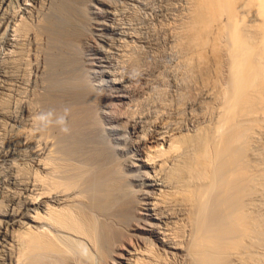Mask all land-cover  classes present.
<instances>
[{"label": "bare ground", "instance_id": "bare-ground-1", "mask_svg": "<svg viewBox=\"0 0 264 264\" xmlns=\"http://www.w3.org/2000/svg\"><path fill=\"white\" fill-rule=\"evenodd\" d=\"M91 1L3 0L2 9L4 11H2L3 13L1 14L2 16L0 18V43L4 42V39H7L5 45L7 46V48L9 47V50L11 52L10 54L13 55L14 62L16 59L14 55H18L17 57H21L22 55H24V53L26 54V52H24L26 48L23 47H27L28 49V46H33V44L35 45L36 52L35 50L33 51L35 53L39 51L40 55H37L41 56L42 54L44 61V70L41 71L42 65H39L42 64V61L38 64V56L36 55V67L38 68V71H41L42 74V76L40 75V79L41 77L42 79L44 78V72V74H48V76L45 75L48 77L46 79V85L43 84L44 81H46L45 78L43 79V82L41 81L42 87L43 85L46 86V88H44L45 90L42 91L43 94H39L41 95L40 101L42 102V105L44 104L41 108L43 109L45 107L44 110H46V112L52 111L56 115L62 114L65 108L70 109L67 116V123L71 131L70 133L65 134L54 125L49 126L45 130H41L39 132L37 131L39 134L41 132L44 137V131H46V135L47 133H51L49 135V137L51 138L45 139V144L47 145V147L46 145L45 147L40 145V143L36 145L37 148L40 149L37 151L39 157L37 164L39 166V169L38 173L37 170L35 172V181L33 183H30L29 187L26 185V191H31V193L27 196L24 195V199L21 200L19 198L20 200L16 201L15 198L19 196L18 194V196H15V198H7V190H5V185H8L6 184L7 179L5 178L7 174L3 175L4 173L0 172V264H19L21 260H24V262L21 261V264H25V260L29 261L30 264H60L59 262H61V264H69L66 262H70L72 259H74V255H76L75 257L77 258V261L78 259L84 258H81L77 255V253L79 252H75L76 254L73 252L75 250L74 248H76L75 246L78 243V246L81 249L84 246L86 247H83L84 250L87 249L89 251L90 249H93L97 254H99V256H97L96 253H92V256H96V258L98 257V260H102L103 262H100L103 264H144L146 262H149L148 260H145V257H147L149 254H152L153 252L179 256L180 254L183 255V253L185 252L188 254L187 256H189L191 261V263L186 264H248L251 260L250 258L255 256H257L256 258H258V256L261 257V249H264V215L262 213L263 210L261 211L264 203V200L262 202L261 199L264 193V0H189V14L188 12H185L186 15H189L187 22L185 24L186 18L184 19V21L181 19L184 22V24L182 22L184 27L181 25L183 27V29L181 30L182 27L178 28V25L177 28L181 31L178 33V35L173 36L174 38H176L177 36V42H180L179 44H181L180 47L182 48V50H194L195 53L199 54L198 56L200 59H198L201 60V62H198L202 63V66H205H203L205 68V74L203 73V76L207 75L208 77H210L209 74L215 76L213 72L207 70L209 69L208 62H210L211 64L212 61V59L210 60V58H208L207 53L209 55V52L207 51L210 50V52H212L213 54L215 53L214 56L212 53L211 54L213 57L217 55L218 57H215V60L218 58L217 60L220 61L217 64V66L219 65V67L216 66L219 69L218 75L215 71L217 69L216 67V69L214 68V71L221 82H217L219 80L217 79V77L216 79H214V81L216 80L215 82H217L218 84H216L215 82H211L213 78L210 80V84L212 83L213 85L209 87L210 91H207V93L208 95L210 93L213 101H211L210 103L214 104L204 105L207 97H205L206 99H204V103L201 104V106L204 105V107H209V105L213 107L212 109V107L210 106V108L212 109L211 115H206L207 113L204 112L208 109V107H206V110H202L203 112L199 110L200 113L195 111V108L192 104L194 100L193 98H191L192 102L190 103L191 99H189V103L192 104L194 108L191 109L192 117L193 115H196L198 113L199 117L202 113V115H204L205 113V118L207 116L211 117L209 118L210 121L208 120L209 122L207 123L205 122L208 118H206L205 120L204 116L200 117L205 120V122L202 121L205 124L194 125L193 123V126H190L192 129H188V131L185 132V127L184 129L182 127V124L184 122L181 119H179V122L181 121L183 123H181V127H179L177 125H172V122H170L171 120L168 121L166 117H164L166 118V120H164L163 117V119L159 118L161 120H159L158 118H155L156 120H152L151 118V120L146 119V113L149 108L147 110L143 109L146 110V113L144 114L146 115L145 117L143 115V117L141 116V112L139 111V109L141 108H138L136 105L135 106L137 108L135 107V109H138L136 111L140 113L138 114V112L136 113V111H133L135 109H133L134 105L132 106L131 102L132 100L133 103L135 102L134 97H137L138 93L140 92L137 88L138 86H136L137 84H135L136 87L132 85V82L134 80L133 75H128V77H111L109 79V86L107 88L97 89L96 86L93 87L96 82H94V84L92 85L91 83L93 82H89L91 77L89 76V78L88 75L91 73H89L88 71L87 73H84V71H80L81 68L79 69L78 66H82V64L77 66V63L78 61L81 62L82 60L77 59L80 58H78L79 53L80 55H82L83 53L77 52V49L84 45H81V43H85L88 34H92L93 36L94 34H97L92 33L91 28L93 21H90L91 18L89 16L91 15L89 13L92 12V8H97V10L99 9L98 7L100 6L95 7L97 6L96 4L106 5L111 0H107L108 2L106 0H93L95 5H91ZM180 1L176 2V7H178L177 3H179ZM122 2L124 3L125 0ZM167 3V6L170 7L169 2ZM15 4L18 6V9L16 6L17 10L15 9ZM113 5H115V3H112V6ZM122 5L126 6L127 4ZM119 9L120 12H123L121 11V8ZM170 9L171 7L169 8V10H167L170 11ZM185 9L186 8H184V11ZM94 10L93 13H95ZM101 10L96 11V13H100ZM114 12L112 13V11H110L108 13H111L110 16L117 15L114 14ZM108 19L112 20L110 18ZM96 22L98 23V21ZM179 22L180 21H178V23ZM103 23H106V21ZM107 23L110 24L109 22ZM179 24H181V22ZM111 26L106 29L114 32L117 29L116 24L114 25L116 29ZM102 28L103 27L99 29L96 27L97 30H102ZM172 28L175 29L174 27ZM126 29L127 28H125V30ZM177 31L175 34H177ZM117 32L119 33L120 31H116V33ZM173 33H171L170 35L172 36ZM133 34L135 35V33ZM138 35L139 33L137 34V36ZM107 37L103 35L94 37L96 38L97 44L100 45L99 47L98 45H96V48H93L95 52L100 55V57L96 56V62L94 61V63H96V66L98 67H102L101 62H108V60H110V56L108 54L111 51H109L110 48H107L112 43H110V45L106 47L108 39L111 40V38ZM174 38L172 37L170 40L172 41V39L174 40ZM149 39L146 40L150 42L151 40L149 41ZM93 40L95 41V39ZM27 41H31L33 42V44L30 43L28 46H24ZM132 41L133 44H135L133 39ZM128 42H130L129 38L128 41L124 43L130 45L131 42ZM137 43L139 42L137 41ZM3 44L2 46H4ZM90 44L92 45V43ZM74 45H77V49ZM128 45H126V48ZM135 45L138 46L139 44ZM144 45L146 46L147 44ZM151 45L152 47H155L153 46V44ZM155 45H157V42ZM78 46L80 47L78 48ZM145 46L141 48L144 49ZM178 46L179 45H177L176 47L179 48ZM13 47L14 50H11L10 48ZM89 47L92 48L90 45ZM129 47L130 46H128V49ZM72 48L73 50L75 48L77 53L75 51H72ZM151 48L146 49L150 51L149 49ZM134 49L132 50V53H134ZM146 49L144 51L145 53L147 52ZM6 51L5 53H7ZM26 51L28 53L29 50ZM80 51H82V49ZM30 52L26 55H31L32 57L33 54L32 52L30 54ZM114 52L116 51L114 50ZM129 52L131 53L130 49ZM180 52L179 54H181ZM89 53L91 54V52ZM124 53L125 52L122 53V56ZM140 53L142 52L140 51ZM140 53L135 55V57L141 56ZM4 54L2 53L3 56ZM111 54L113 55V53ZM188 54L190 55V52ZM197 54H195V57L197 56ZM12 55H10V57ZM31 57L30 59H32V61L30 60V62H33V57ZM93 57H95V55ZM125 57H127V55ZM125 57L123 60L126 59ZM135 57L131 56L130 59H133ZM190 57H192V55ZM25 58L27 59L28 57L25 56ZM114 58L117 59L118 57H116L115 55ZM139 58L130 60V62L128 61L129 59L126 61H128L129 64L134 63L135 65L138 63L136 62V59ZM144 58L146 59V57ZM188 58L185 59L188 60ZM5 59L7 58H4V60ZM17 59L19 60V58ZM39 59L41 60V57H39ZM12 60L13 59H11V61ZM23 60L25 59L23 58ZM23 60H21L20 58V63ZM119 60L121 61L122 59L119 58ZM191 60L187 63L191 64ZM3 61L1 62V64H3ZM26 61L28 60H25L24 62L27 63ZM30 62H28L29 66L26 64L28 67L35 64V62H33V64H30ZM87 62H85L86 65L88 64ZM90 62L92 61H89V63ZM124 62L125 61H122L120 63L127 65V63ZM141 63L143 62L141 61ZM193 63H195L194 60ZM13 64L15 63H12L11 66ZM151 64L154 65L153 62ZM20 65H23V62ZM107 65L105 64L104 66ZM116 65L118 66V64ZM124 65H122V67ZM198 65L199 64H197V67ZM211 65L209 67H211ZM0 66L2 67V65ZM8 66L11 67L9 65V62L5 67ZM109 66L111 67V64ZM188 66L191 67L190 65ZM195 66L194 69H196ZM13 67L12 69H14L16 66L14 68ZM21 67L20 69H22ZM28 67H25V69H27ZM84 67L85 66H83L82 69ZM125 67V70H128L127 68L129 66ZM131 67L133 68V66L130 65V68ZM135 67L137 66L135 65L134 68ZM144 67L147 68V63L146 65H144ZM203 67H200V69H203ZM213 67L211 68L212 70ZM31 68L32 66L30 67V69ZM33 68H35V66ZM86 69H88V67ZM97 69L98 68H96V72ZM139 69L141 70L142 68L140 67ZM149 69L153 71L152 68ZM33 70L29 71V73H32L31 75H34L32 72ZM134 70H132L133 72H131L130 70L128 71L136 75V72L134 73ZM98 71L101 70L98 69ZM121 71L122 69L120 70V74ZM20 72H22V70ZM20 72L17 71L16 74H20ZM141 72L142 71H140V73ZM150 72L145 71L144 73L149 74ZM199 72H201V70ZM10 73L12 74V72ZM104 73L105 75L108 74L107 72ZM11 74L9 75L8 73V78L11 76ZM13 74L16 75L15 73ZM24 74L27 75V73H24L23 71V77L25 76ZM37 74L39 75V73ZM123 74L125 75L126 73L123 72ZM157 74L160 75L159 73ZM5 75L6 74H4V76ZM142 75L144 74L142 73ZM148 76L149 75H147V77ZM23 77L21 78L22 80ZM138 77L137 79L140 80L143 76H140L141 78ZM154 77L155 76H153V78ZM19 78L20 77L18 76V79ZM153 78L151 77V79ZM1 79L3 80L5 78ZM37 79L38 78H36L35 80L36 82L38 81ZM155 79L157 78H154V81L152 83L150 82L151 87L155 84ZM12 80L11 82H13ZM7 81L5 83H7ZM149 81L152 80L149 79ZM135 82L136 81H134V83ZM205 82H207L206 79ZM38 83L41 84L39 81ZM137 83L139 82L137 81ZM10 84L14 85L15 83ZM39 84V89H43L40 88ZM140 84H142V82L138 85ZM210 84L208 86H210ZM1 85H4V83ZM19 85L21 86L20 83ZM7 86H5L4 88L7 87L9 89H12V86L11 88L9 87L10 85ZM143 87H145V85ZM206 87L207 86H205L204 88ZM13 88L16 89V85ZM17 90L18 93L22 91H19V88ZM38 90L36 91L32 89V91L40 93V90ZM153 90L148 91H150L151 93ZM8 91L6 92L9 94ZM10 91L12 92V90ZM155 92H152L153 95L155 94ZM37 93L36 95L39 96ZM147 94L145 95L144 93V98L147 96ZM11 95L12 94L10 93V95L8 96L11 97ZM14 96L12 97V100L11 98L9 100L13 101ZM143 96L136 98V100L138 99V101H140L139 98H142V101ZM148 96L146 97V99L149 100V98H151V94L149 98ZM154 96L152 97V103L155 102L154 99L157 98H154ZM197 96L200 97V95ZM32 97H34V94ZM4 98L8 100V97L4 96L3 99ZM23 100H21L20 102L23 103ZM157 100H159V98ZM3 101L4 100L0 101V103H2ZM200 101L201 100H199V102ZM208 101L210 100L208 99ZM34 102L35 99H33L32 103ZM39 102H37V104L35 102V104L40 106L38 104ZM137 102L135 103L137 104ZM149 102L150 101H148L147 105H149ZM163 102V106L165 103H168L165 101ZM197 102L198 101L193 103L197 104ZM4 103L7 104V102L5 101ZM4 103L0 104L2 105L1 107L5 106ZM32 103L30 104L31 106L28 105V107H32V110L30 108H27L28 112L30 113L33 111V109H35V107L32 106L34 105ZM10 104L11 103L9 102V104H7L8 106H6L11 107ZM104 104L106 105L105 107L112 108V111L116 110V112L113 111L112 114L116 126L113 125V134H111V137L109 136V139L108 136L106 138L104 135V133L106 134V130L104 129L105 131H101V128L99 127V125L101 124L103 126V123L98 122V120L102 119L103 117L101 116L100 118H98L99 111L102 110L104 111V113L101 112L102 115L105 114V110H103L104 108L100 109L102 108L101 106L104 107ZM126 104H129L128 106L133 107V110L131 112L136 113V115L131 113L129 110L126 111L123 108L124 105L126 106ZM154 104L156 105V102L153 103V106ZM141 105L143 108L144 104ZM169 105L167 106L169 107ZM198 105L200 106V103ZM24 106L26 107V105ZM128 106H126V109L129 108ZM156 107L155 111L153 112L157 111ZM199 108L201 109V107ZM5 109L6 107L2 110ZM153 109L150 110L152 111ZM209 109L208 111L211 112V109ZM9 110L10 109L6 110L7 114L12 113L9 112ZM39 110L41 109L36 108L34 111L40 114L39 112H41L42 110ZM150 110L148 112H150L151 114L152 112ZM169 110H167L168 113L166 116L170 115ZM193 110L197 113L194 114ZM161 112H163V109ZM164 112L166 113V111ZM41 113H43V111ZM157 114H159V117L161 113L157 112ZM157 114L154 113L153 115H156L157 117ZM0 115L2 116L4 114ZM179 115L180 114L178 110L177 116L179 117ZM11 116L14 117L13 114H11ZM32 116V118L34 119V113L32 114ZM35 116H37V114ZM22 117L25 116L22 115ZM169 117H171L172 119V117L176 116L170 115ZM190 117L188 118L190 119ZM32 118L29 117L30 120ZM200 118L198 120H200ZM183 120L185 121V118ZM8 121L9 123H11L10 120ZM190 121L194 120L192 119ZM6 122L5 124H7ZM175 122L176 121L173 120V124H175ZM176 123H178V120ZM186 123H188V119ZM31 124H33L32 121ZM33 128H35V125L33 126ZM34 130L30 128L29 130H27L28 134L29 131L31 134V132ZM21 131L24 132L26 130H23L21 127ZM33 135L34 134L32 132L30 136L33 138H31L30 136L26 137L23 134L22 137L24 136L25 139L31 138L30 141L32 142L34 140V144H36V140L34 139L35 135ZM38 136L39 135H37L36 137ZM39 137L41 138V140H43L42 138H44L43 136L41 137V135ZM22 140L23 139L21 138L20 141ZM27 140L26 142H30ZM19 143L20 142H18V144ZM21 144L23 143L21 142L20 145ZM30 144L31 143H29V145ZM49 144L50 146L48 147ZM38 145L43 149L39 148ZM14 147L16 148V146ZM31 147L35 146L33 145ZM27 149L25 150L24 148L25 153ZM5 151L8 150H4V153L7 154V152ZM29 151H27V155ZM32 151L34 150H31L30 152ZM35 152L36 151H34V155ZM128 152H131L130 156L126 154L127 158L125 156H123L125 159L119 158L120 153L125 154ZM22 153H24L23 149ZM31 154H33V152ZM1 155L3 156V153ZM8 155L9 153L7 154V156ZM144 156L145 158H143ZM6 157L4 159H7ZM19 158L17 162H19ZM12 160L14 159L12 158ZM25 161L22 162L25 163ZM15 162L16 161H14V163ZM4 164L6 165V163ZM17 164L16 166L19 165ZM20 165L22 166V163ZM23 167L22 170L23 172H25L26 170L24 171V169L26 168V166L23 165ZM7 168L8 167H6V169ZM18 168L19 167H17V169ZM30 168H26L28 169L27 171H29ZM8 170H12V167ZM33 170L30 171L32 172ZM9 171L7 173H9ZM30 171L28 173H30ZM19 172H21V168L19 169ZM19 172H17V174ZM18 175L22 174L19 173ZM22 177L24 178L25 176L22 175ZM31 177H34L33 174ZM21 178H19L20 181H22ZM25 180L26 179H23V181ZM27 182H29V180L26 181L25 184ZM16 184H18V182ZM7 188L10 189V186H8ZM11 189H13V187H11ZM22 192H24V190L20 191L21 194ZM177 227L181 230L185 229L186 231L184 230V232L186 233V235L184 232L183 234L180 233L181 230H177ZM61 232H66L70 235L72 234V236H66L68 234L65 233L64 235V233L62 234ZM73 235H75V237L78 236L80 239L82 238L81 241L76 240L78 241L77 243ZM74 241L76 242L75 245ZM80 244L82 246H80ZM87 244L91 247L90 249L89 246L87 248ZM71 245L73 246V251H71ZM84 250H82V252L78 248V251L82 252L80 256H85L87 252L84 253ZM71 252H73L72 255ZM154 253L153 255H151L154 256V260L155 258L159 259V262L156 264H164L167 262H160L164 257L161 255L162 258H159L158 256H155L157 254ZM87 254L85 258L88 260ZM53 256H56V258H54ZM89 256L92 260L91 253L90 255H88V257ZM185 257L184 260L188 258ZM167 258L169 257H166V259H164L168 260ZM149 260L152 259L149 258ZM83 261L85 260L83 259ZM83 261L77 262V264L84 263ZM172 261L175 262V260ZM186 261H183L182 264ZM71 264L75 263L72 262ZM177 264L179 263L177 262Z\"/></svg>", "mask_w": 264, "mask_h": 264}, {"label": "rangeland", "instance_id": "rangeland-1", "mask_svg": "<svg viewBox=\"0 0 264 264\" xmlns=\"http://www.w3.org/2000/svg\"><path fill=\"white\" fill-rule=\"evenodd\" d=\"M89 1H91V0H88V2ZM95 1V0H94ZM94 1L92 0L90 3H91V5H95L94 4ZM107 1V0H106ZM108 1H110V0H108ZM107 1V2H108ZM113 1H116V2H113ZM111 0L108 4H106V5H98V4H96L97 6H95V7H98V6H100V7H98L99 9L97 10V8H92L93 10H94V12L95 13H93V10H92V12H90L89 14L92 16H89L91 19H90V21L92 22L93 21V24H92V28H91V30H92V33L94 34V33H97L96 35L94 34V36L92 35V34H88V36H87V38H86V40H85V43L84 42H82L81 43V45L82 44H84L83 46H78V48L80 47L81 49H82V51H80L79 49H77V45H74L75 47H76V49H77V52H81V53H83L82 55H80V53H79V55H78V58L79 59H77V60H82L81 62H79L78 61V63H77V66L78 65H81L82 64V66H78L79 67V69H80V71H84V73H87V71L89 72V73H91V74H89L88 75V77L90 78V81L89 82H93V83H91V85L92 84H94V82H96L95 84H94V86L93 87H95L96 86V88L97 89H105V88H107L108 86H109V79L111 78V77H113V78H115V77H125V76H127L128 77V75H133L132 77L134 78V80H133V86H135V84H137L136 86H138L137 88H138V90L140 91L139 93H138V95H137V97H134L135 99H134V101L135 102H137L138 101V99L136 100V98H138V97H142L143 95H144V93H145V95L148 93L149 94V96H148V94H147V96H148V98L150 97V94H151V98H149V100L148 99H146V97L144 98V96H143V100L145 101V103H144V101L142 100L141 101V99L142 98H139V100L141 101V102H143V103H141L140 101H138L137 102V104H139V105H137L135 102V104L133 103V100H132V106L134 107H132V106H128L129 104H126V106H128L129 108H127L126 109V106L124 105V109L126 110V111H132L133 109H135V107L137 106L138 108H141V109H139V111L141 112H138V111H136V110H138V109H135V110H133L134 112L136 111V113L138 112V114L140 113L141 114V116L143 115L144 117L146 116V119H154V120H156L157 118L159 119V118H161V119H163L164 117H166L167 119H168V121L169 120H171L170 122H172V125H174V126H179V127H181V123H183L182 124V127H183V129H184V127H185V129H184V132L185 131H188V129H192L191 127L193 126V123H194V125H196V124H198V125H203V124H205V123H207V122H209L210 121V117H206V118H208L207 120H206V118H205V113H207L206 115H211L212 114V109H213V107L211 106L212 104H214V103H210L211 101H212V98H211V95H210V93H209V95H208V93H207V91H210V89H209V87H211L213 84V82H215L214 81V79H216V77H217V79H219L218 78V68L217 67H219V65L217 66V64H218V62H220L219 60H215V57H218L217 55H215V57H213L214 56V54L212 53V52H210V50L209 51H207V52H209V55H208V53H207V56H208V58H210V60L212 59V61H211V64L214 62H217V63H213L212 65L210 64V62H208V68L209 69H207V70H210L211 72H213V74L215 75V76H213L212 74H209V76L210 77H208L207 75H204L203 76V73L205 74V66L203 67L202 66V63H200L201 62V60H199L200 58H199V54H197V53H195L194 52V50L193 51H191V50H188V51H186L185 49L184 50H182V48L180 47V45L181 44H179L180 42H177V36H176V38H174V36L175 35H178V33L183 29V27H184V19L186 18V20H185V24H186V22H187V19H188V14H189V6H190V3H188L189 2V0L187 1V0H125V2H126V4H125V2L123 3L122 1H124V0ZM128 1V2H127ZM134 2V3H136V4H134V3H132V2ZM141 1V2H140ZM145 1V2H144ZM149 1V2H148ZM169 2V6L171 7V9H170V11H168L169 10V8L170 7H168L167 6V2ZM171 1V2H170ZM174 1V2H173ZM178 1H180L179 3H181V4H179V3H177L178 5V7H176L175 6V4H176V2H178ZM183 1V2H182ZM187 1V2H186ZM120 2V3H119ZM184 2H185V4H184ZM0 18H1V14L3 13L2 11H4L2 8H3V0H0ZM96 3V2H95ZM111 3V4H110ZM112 3L114 4L115 3V5H113L112 6ZM117 3H118V5H117ZM124 4V5H126V6H123L122 4ZM146 3V4H145ZM149 5H148V4ZM140 4V5H139ZM174 6H173V5ZM188 4V5H187ZM187 5V6H186ZM16 4H15V9H16ZM112 6V7H111ZM118 6V7H117ZM123 6V7H122ZM133 6V7H132ZM148 6V7H147ZM156 6V7H155ZM166 6H167V8H166ZM174 7V9H173V7ZM165 7V8H164ZM183 7V8H182ZM104 10H103V9ZM109 8V9H108ZM119 8H121V11H123V12H120V9ZM125 8V9H124ZM142 8V9H141ZM177 8V9H176ZM181 8V9H180ZM184 8H186L185 9V11H184ZM188 8V9H187ZM17 9H18V6H17ZM16 9V10H17ZM102 9V10H101ZM108 9V10H107ZM111 9V10H110ZM119 9V10H118ZM145 11H144V10ZM158 9V10H157ZM168 9V10H167ZM179 9V10H178ZM14 10V9H13ZM99 10H101L100 11V13H96V11H99ZM112 11V13L114 12V14H117V15H114V16H110V14L111 13H108V12H110V11ZM114 10V11H113ZM162 10V11H161ZM175 10H178L179 11V14H178V11H175ZM187 10V11H186ZM104 11H106V12H104ZM117 11V12H116ZM131 11V12H130ZM167 11V12H166ZM171 11H172V13H171ZM119 12V13H118ZM125 12V13H124ZM157 12V13H156ZM166 12V13H165ZM184 12V13H183ZM185 12H188V14L186 15V13ZM106 13H108V14H106ZM182 13V14H181ZM126 14V15H125ZM129 14V15H128ZM131 14V15H130ZM95 15V16H94ZM122 15V16H121ZM136 15V16H135ZM138 15V16H137ZM173 15V16H172ZM126 16H127V18H126ZM131 16V17H130ZM133 16V17H132ZM181 16V17H180ZM182 16H183V18H182ZM116 17H118V18H120V19H118V18H116ZM134 17H136V18H134ZM93 18V19H92ZM96 18V19H95ZM108 18H110V19H112V20H109ZM123 18V19H122ZM104 19V20H103ZM116 19H118V20H116ZM125 19V20H124ZM136 19V20H135ZM183 21H182V20ZM121 22H120V21ZM123 20V21H122ZM95 21V22H94ZM96 21H98V23L96 22ZM105 22L106 21V23L107 22H109L110 24H106V23H103V22ZM111 21V22H110ZM134 21V22H133ZM178 21H180L181 22V24H179L178 23ZM136 22V23H135ZM148 22V23H147ZM182 22H183V24H182ZM121 23V24H120ZM142 23V24H141ZM98 24H100V25H98ZM116 24V27H117V29H116V27L114 26ZM127 24H128V26H127ZM147 24V25H146ZM177 24V25H176ZM111 25H113V26H111ZM178 25H179V27H178ZM183 27H182V26ZM91 26V25H90ZM94 26V27H93ZM97 28H99V29H101V27H103L102 28V30H97L96 29V27ZM113 27V28H115L116 30L114 31V32H112V31H109V30H107L106 28H108V27ZM120 26H121V28H120ZM145 26V27H144ZM123 27V28H122ZM166 27V28H165ZM172 27H174L175 29L178 27V28H180V27H182L181 28V30H178V28L176 29V31H177V34H175L176 33V31H175V29H173ZM125 28H127L126 30H125ZM147 28H149V29H147ZM155 28V29H154ZM132 29V30H131ZM171 29V30H170ZM94 30V31H93ZM142 30V31H141ZM161 30H163V31H161ZM116 31H120L119 33L117 32L116 33ZM124 31H126V32H124ZM131 33H130V32ZM169 33H168V32ZM175 31V32H174ZM90 32V31H89ZM136 32H137V34L139 33V35L137 36V34H136ZM174 32V33H173ZM91 33V32H90ZM98 33H100V34H98ZM126 33V34H125ZM133 33H135V35L133 34ZM149 33V34H148ZM153 33V34H152ZM171 33H173L172 34V36L170 35ZM129 34V35H128ZM144 34V35H143ZM168 34H169V36H168ZM90 35H92V36H90ZM98 35H103V36H108L109 38H111V40L110 39H108V42H107V44H106V47H108L109 45H110V43H112L111 45H112V47H111V45L107 48V49H109V51H111V52H109V56H110V60H108V62H101L102 64V67H98V66H96V63H94V61L96 60V58L97 57H100V55L99 54H97L96 52H95V50L93 49V48H96V45H98L97 44V41H96V38H94L95 36H98ZM117 35V36H116ZM141 35V36H140ZM148 35H149V38H148ZM153 35V36H152ZM174 35V36H173ZM90 36V37H89ZM126 36V37H125ZM129 36H134L133 38L132 37H129ZM137 36V37H136ZM140 36V37H139ZM146 36V37H145ZM167 36V37H166ZM107 37V38H108ZM121 37V38H120ZM122 37H123V39H122ZM144 37V38H143ZM174 38V40L172 39V41L170 40L171 38ZM91 40H90V39ZM119 38V39H118ZM125 38H127V39H125ZM128 38H129V41L131 42V44L130 45H128V44H125L127 41H128ZM134 40V43L135 44H139L138 46H140V47H138L137 45H135V44H133V41H132V39ZM142 38V39H141ZM149 39V41L150 42H148V40H146V39ZM158 38H159V40H158ZM162 38V39H161ZM93 39H95V41L93 40ZM125 39V40H124ZM135 39H137V40H135ZM117 40V41H116ZM120 40V41H119ZM123 42H122V41ZM142 40H145V41H142ZM179 40V39H178ZM6 41H7V39H4V42H1L4 46H2V44L0 43V59H3L4 60V58H7V59H5L4 61H8L9 62V65L11 66V64L12 63H15V64H13L14 65V67H13V65L11 66V67H5V66H7L8 65V62L6 61V62H4L3 60H0V65H2V67L0 66V77L1 78H5V79H7V80H5V79H1L0 78V81H1V84H3L4 83V85H1L0 84V88H1V91H0V101H2V100H4L5 102H7V104H9V102L11 103L10 105H11V107H7L8 105L6 104V103H4V101L2 102V103H0V104H5V106H3V107H1L2 105H0V111H2V112H0V114H4V115H0V153L2 152L3 153V156L4 155H6L7 156V154L9 153V155L6 157V156H2L1 154H0V172L1 173H4L3 175H6L5 176V178L7 179L6 180V184H8V185H5V190H7V191H9V192H7L6 191V193H7V198H15V196L17 197L18 195V197L17 198H15L16 199V201H19L20 199L22 200V199H24V195H30V193H31V191H26L27 190V186L29 187V185H30V183H33L34 181H35V172H36V170H37V173H38V169H39V166H38V159H39V157H38V150H40V149H38L37 148V144H39L40 143V145H42V146H44L45 147V139L46 138H51V137H49V135L51 134V133H47V135H46V131H44L45 133V137H44V135H42L41 134V132H40V134L37 132V130L35 131L34 129L35 128H33V126L35 125V115L37 114V115H39L38 114V112L36 113L34 110L36 109V108H39V109H41L43 112H46V110H44L45 109V107L42 109L41 107H43V105H42V102L40 101V96L41 95H39V94H41L42 93V91L43 90H45L44 88H46V86H44V85H46L45 83H47V76H48V74H44L43 72V77L45 78V80L46 81H44V85H43V87H42V82H43V79H42V77H41V79H40V75L42 76V74H41V71L42 70H44L43 69V57H42V54H41V56H38L37 54H39L40 55V52L38 51L37 53H35L36 52V47H35V45L33 44V42H31V41H27V43H25L24 44V46H28L30 43H32L33 44V46H28V49H27V47H23V48H26V50H29L28 51V53H27V51L25 50V49H23V50H25L24 52H26V54H29V52H30V49L31 48H33V49H31V52H32V57H33V62H35V61H37V57H36V55L38 56V61H37V63L39 64V63H41V61H42V64H40L39 66H41L42 65V69H41V71H38V68L36 67V62H35V64L34 65H30V67L32 66V68L35 66V68H31L30 69V67H28L29 66V63L28 62H30V60L32 61V59H30V57H31V55L29 56V55H26L24 52V55H22L21 57H17L16 55H14L15 56V62H14V58H13V55L12 54H10L11 52H10V50H9V47L7 48V46L5 45L6 44ZM90 41V42H89ZM94 41V42H93ZM116 41V42H115ZM119 41V42H118ZM136 41V42H135ZM137 41L139 42V43H137ZM175 41V42H174ZM87 42V43H86ZM125 42V43H124ZM130 42H128V43H130ZM155 42V43H154ZM156 42H157V45H155L156 44ZM90 43H92V45L90 44ZM142 45H141V44ZM148 43H149V45H148ZM14 44H16V43H14ZM92 47V48H90L89 47V45ZM119 44V45H118ZM121 44V45H120ZM123 44H125V45H123ZM133 44V45H132ZM144 44H147L146 46L144 45ZM151 44H153V46H155V47H152V45ZM159 44V45H158ZM176 44V45H175ZM88 46V48H87V46ZM116 45V46H115ZM122 45H123V47H122ZM126 45H128V46H130L129 47V49L131 50V53L133 52L132 50L135 48V49H137V50H135L134 49V53H136V54H134V53H132V54H134V55H132L130 52H129V49H128V46H127V48H126ZM135 45V46H134ZM177 45H179L178 47L179 48H177L176 46ZM73 46V47H74ZM100 45H98V47H99ZM105 46V45H104ZM145 46V48L143 49V48H141V47H144ZM149 46H151V47H149ZM29 47H31V48H29ZM84 47V48H83ZM105 47V48H106ZM120 47V48H119ZM123 49H122V48ZM134 47V48H133ZM159 47V48H158ZM176 47V48H175ZM2 48H3V51H2ZM86 48V49H85ZM120 50H119V49ZM138 48H139V50H138ZM143 49V50H141V49ZM146 48H151V49H149L150 51H148V49H146ZM8 50V51H6V50ZM11 50H14V47L13 48H10ZM76 49L74 48V50H73V48H72V51H75L76 52ZM85 49V50H84ZM117 52V51H119V52H125L124 54H123V56H122V53H119V52H114V50ZM145 49L147 50V52L145 53L144 51H145ZM155 49V50H154ZM179 51H178V50ZM33 50H35V52L33 51ZM87 50V51H86ZM112 50H113V52H112ZM124 50V51H123ZM128 50V51H127ZM174 50H176V51H174ZM5 51L8 53H5ZM136 51V52H135ZM138 51H139V53H140V51L142 52V53H140V55L141 56H143V57H141V56H139V57H135V55H137V54H139L138 53ZM154 51V52H153ZM181 51V52H180ZM183 51V52H182ZM184 51H186V52H184ZM31 52H30V54H31ZM34 52V53H33ZM76 52V53H77ZM89 52H91V54L89 53ZM130 53V57H129V53ZM179 52L181 53V54H179ZM190 52V55L188 54ZM197 52V51H196ZM2 53L4 54V56L2 55ZM111 53H113V55L111 54ZM116 53V54H115ZM184 53H186V54H184V56H186V57H184L183 56V54ZM197 54V56L195 57V54ZM213 54V56H212V54ZM12 55L11 57H10V55ZM84 54H86V55H84ZM112 55V57H113V59H112V57H111V55ZM116 55V57H118L117 59H115L114 57H115V55ZM147 54V55H146ZM193 54H194V56H193ZM210 54H211V57H210ZM9 55V56H8ZM88 55V56H87ZM92 55V56H91ZM95 55V57H93ZM127 55V57H129V58H127V57H125ZM145 55V56H144ZM149 55V56H148ZM192 55V57H194V58H192V57H190ZM4 58H3V57ZM25 56H27L28 58L26 59L25 58ZM97 56V57H96ZM122 56V57H121ZM131 56H133V57H135V58H139V59H136V62H138V63H140V64H135L137 67H135L134 68V63L132 64H129V62H130V60H134L135 58H133V59H130L131 58ZM156 56V57H155ZM180 56V57H179ZM190 58H188V57ZM25 59V60H28V61H26L27 63H25L24 61L25 60H23V58ZM31 57V58H32ZM39 57H41V60L39 59ZM91 57V58H90ZM124 57L126 58L125 60H123L124 59ZM144 57H146V59L144 58ZM153 58V60H152V58ZM155 57V58H154ZM161 57V58H160ZM164 57V58H163ZM213 57V58H212ZM17 58H19V60L17 59ZM20 58H21V60H23V61H21V63H20ZM82 58V59H81ZM90 60H89V59ZM119 58H121L122 60L120 61L119 60ZM142 58V59H141ZM144 58V59H143ZM151 58V59H150ZM173 58V59H172ZM185 58H188V60L187 59H185ZM197 58V59H196ZM199 58V59H198ZM11 59H13L12 61H11ZM36 59V60H35ZM86 59V60H85ZM129 59V60H128ZM192 59V60H191ZM16 60H17V62H16ZM83 60H84V62H83ZM126 60H128V61H126ZM148 60H150V61H148ZM152 60V61H151ZM162 60V61H161ZM186 60H187V62H190V60L192 61L191 62V64L189 63H187L186 62ZM193 60H194V62L195 63H193ZM196 60V61H195ZM209 60V59H208ZM3 61V64H1V62ZM11 61V62H10ZM19 61V62H18ZM88 61V62H87ZM89 61H92V62H90V63H92V64H90L89 63ZM118 61H120V62H122V61H125L124 63H127V65L125 64H122V63H120V62H118ZM140 61V62H139ZM141 61L144 63H141ZM145 61V62H144ZM198 61H200V62H198ZM22 62H23V65H20V64H22ZM33 62H30V64H33ZM85 62H87L88 64L86 65L85 64ZM96 62V61H95ZM131 62H133V61H131ZM148 62H149V64H148ZM153 62V64L154 65H152L151 63ZM5 63V64H4ZM11 63V64H10ZM16 63H18V64H16ZM20 63V64H19ZM25 63V64H24ZM118 64V66L116 65V64ZM146 63H147V68L146 67H144V65H146ZM163 63V64H162ZM179 63V64H178ZM183 63H185V64H183ZM28 66H27V65ZM83 64H85V65H83ZM107 65V66H104V65ZM111 64V67L109 66ZM150 64H151V66H150ZM190 65L191 67H189L188 65ZM197 64H199L198 65V67H197ZM211 65V67H209L210 65ZM5 65V66H4ZM122 65H124L123 67H122ZM130 65L131 66H133V68L131 69L130 68ZM138 65H139V67H138ZM141 65V66H140ZM196 65V66H195ZM201 65V66H200ZM22 68V69H20V67ZM24 66V67H23ZM76 66V67H77ZM83 66H85L86 68L88 67V69H86L85 67L82 69V67ZM116 66H117V70H116ZM125 66H129L127 69L128 70H130L131 72H133L132 70H134V73L136 72V75L135 74H133V73H131L130 71H128V70H125L126 69V67ZM194 66H195V68L196 69H194ZM214 66V67H213ZM217 66V67H216ZM4 67V68H3ZM12 67L14 68V69H12ZM18 67V68H17ZM25 67H28L27 69H25ZM90 67V68H89ZM93 68V71H92V68ZM113 67H115V68H113ZM142 68V69H144V70H140L139 68ZM156 67V68H155ZM189 67V68H188ZM200 67L202 68L203 67V69H200ZM213 67V70L211 69ZM217 69H216V68ZM96 68H98L99 70H101V71H98V69H97V72H96ZM137 68H138V70H137ZM149 68H152V70L153 71H151ZM199 68V69H198ZM216 70H215V69ZM10 69H12V70H10ZM15 69H17V70H15ZM19 69H20V71L22 70V72H20L19 71ZM24 69V70H23ZM37 69V70H36ZM39 69V70H40ZM105 69H107V70H105ZM113 69V70H112ZM122 69V71H121V74H120V70ZM155 69H156V71H155ZM158 69V70H157ZM188 69H189V71H188ZM7 70H9V71H7ZM13 70H15V71H13ZM27 70V71H26ZM30 70H33L32 72H33V74L34 75H31L32 73L30 72L29 73V71ZM95 70V71H94ZM115 70V71H114ZM119 70V71H118ZM123 70H125V71H123ZM149 70V71H148ZM201 70V72H199ZM203 70V71H202ZM217 72V75L215 74V71ZM7 71V72H6ZM20 72V74L19 73H17L16 74V72ZM23 71H24V73L26 72L27 73V75H28V77H27V75L26 74H24L25 76V79H24V77H23ZM38 71V72H37ZM92 71V72H91ZM113 71V72H112ZM128 71V72H127ZM140 71H142L141 73H140ZM145 71H147V72H150L149 74L147 73H144ZM154 71H155V73L157 74V73H161L160 75H156L155 73H154ZM10 72H12V74L10 73ZM39 73V75L37 74V73ZM104 72H107L108 74L107 75H105V73ZM110 72H111V74H110ZM123 72L124 73H126L125 75L123 74ZM141 74H139V73ZM190 72H191V74H190ZM211 72H208V73H211ZM8 73H9V75L11 74V76L10 77H12V78H8ZM13 73H15L16 75H14ZM95 73V74H94ZM115 73V74H114ZM127 73H129V74H127ZM142 73L144 74V75H142ZM201 73V74H200ZM4 74H6L5 76H4ZM22 74V75H21ZM94 74V75H93ZM146 74V75H145ZM193 74V75H192ZM45 75H47V76H45ZM147 75H149L148 77H147ZM195 75V76H194ZM18 76L20 77L19 79H18ZM23 77V80L21 79L22 77ZM32 76V77H31ZM36 76V77H35ZM94 76V77H93ZM99 76V77H98ZM136 76V77H135ZM140 77L141 79L139 80V79H137V77ZM153 76H155L154 78H157V79H160V80H157V79H155L156 81L152 84L153 86L151 87V84H150V82L152 83L154 80V78H153ZM157 76V77H156ZM213 76V77H212ZM138 77V78H139ZM145 77V78H144ZM151 77L153 78V79H151ZM159 77V78H158ZM208 77V78H207ZM215 77V78H214ZM26 78H28V79H26ZM32 78V79H31ZM36 78H38L37 80L41 83V84H39L38 83V81L36 82L35 80H36ZM97 78V79H96ZM103 78V79H102ZM105 78V79H104ZM144 78V79H143ZM163 78V79H162ZM202 78H204V79H202ZM213 78V79H212ZM13 79V80H12ZM16 79H18V80H16ZM149 79L150 80H152V81H149ZM205 79H206V81L207 82H205ZM213 81H212V80ZM10 80V81H9ZM11 80L13 81V82H11ZM15 80V81H14ZM26 80H28V81H26ZM144 80H146V81H144ZM162 80V81H161ZM195 80V81H194ZM210 80H211V84H210ZM220 80V79H219ZM217 81L218 83L219 82H221V80L220 81ZM7 81V83H5ZM18 81V82H17ZM19 81H22V82H19ZM24 81H25V83H24ZM32 81V82H31ZM42 81V82H41ZM100 81V82H99ZM103 83H102V82ZM134 81H136L135 83H134ZM137 81L139 82V83H141L142 82V84H140V85H138L139 83H137ZM141 81V82H140ZM144 81V82H143ZM148 81H149V84H148ZM27 82H28V84H27ZM98 82H99V84H98ZM147 84H146V83ZM159 82V83H158ZM217 82H215L216 84H218ZM10 83H15L14 85L13 84H10ZM19 83L21 84V86L19 85ZM23 83H24V85H23ZM40 85V88H43V89H39V86H38V84ZM102 83V84H101ZM144 83V84H143ZM208 83V84H207ZM214 83V84H215ZM26 84H27V86H26ZM30 84V85H29ZM158 84V85H157ZM162 84V85H161ZM210 84V86H208ZM7 85H10L9 87L11 88V86H12V89H9V88H7L8 86ZM15 85H16V89L15 88H13V87H15ZM18 85V86H17ZM102 85V86H101ZM145 85V87H143ZM150 86V87H148V86ZM156 85H157V88H156ZM2 86V87H1ZM5 86H7L6 88H4ZM135 86V87H136ZM142 86V87H141ZM205 86H207L206 88H204ZM21 87V88H20ZM24 87V88H23ZM103 87V88H102ZM141 87V88H140ZM156 89H155V88ZM19 88V91L20 90H22V91H20L19 93H18V89ZM23 88V89H22ZM35 88V89H34ZM148 88H150V89H148ZM160 88V89H159ZM187 88V89H186ZM208 88V89H207ZM26 89V90H25ZM32 89L33 90H38L40 93H37L36 91L34 92V91H32ZM146 89H148V90H153L152 92L154 93L155 92V90H156V92H155V96L153 95V93L151 92L150 93V91H148V90H146ZM158 89V90H157ZM205 91H204V90ZM4 90V91H3ZM9 90V91H8ZM10 90H12V92L10 91ZM28 90V91H27ZM144 92H143V91ZM6 91H8L9 92V94L6 92ZM26 91V92H25ZM18 94H17V93ZM34 94V97H32L33 96V94ZM158 92V93H157ZM190 92H192V93H190ZM204 92V93H203ZM4 95H3V94ZM7 93V94H6ZM10 93L14 96V94H15V96H14V98H13V101H11L12 100V95H11V97L10 96H8V95H10ZM24 93V94H23ZM36 93L39 95V96H37L36 95ZM199 93V94H198ZM203 93V94H202ZM21 94V95H20ZM29 94V95H28ZM32 96H31V95ZM43 94V93H42ZM139 94H140V96H139ZM3 95V96H2ZM36 95V96H35ZM197 95H200V97L199 96H197ZM205 95V96H204ZM207 95V96H206ZM8 97V100L11 98V100H7V99H3V97ZM19 96V97H18ZM154 96V98H156V99H154V101L156 102V105L159 103L160 105H161V103L163 102V101H165V102H168V103H165L164 104V106H165V108H164V106H163V103H162V105L160 106L159 104L157 105V107H156V105L154 104V106H153V103H155V102H153L152 103V101H153V99H152V97ZM196 96V97H195ZM210 96V97H209ZM36 97V98H35ZM195 97V98H194ZM205 97H207V99L205 98ZM159 98V100H157ZM186 98V99H185ZM191 98H193V102H196V101H198L197 102V104L196 103H193L192 102V99ZM200 98H202V99H200ZM17 99V100H16ZM24 99V100H23ZM33 99H35V102H36V104H37V102H41V104H40V102L38 103L40 106H38V105H36L35 104V102L34 103H32V101H33ZM37 99H38V101H37ZM146 99V100H145ZM188 99V100H187ZM189 99H191V101L189 100ZM196 99V100H195ZM204 99H206V101L204 100ZM208 99L210 100V101H208ZM21 100H23L22 102L24 103H21L20 101ZM26 100V101H25ZM32 100V101H31ZM150 101L149 102V105H147L148 104V101ZM157 100V101H156ZM199 100H201L200 102H199ZM203 100V101H202ZM17 101V102H16ZM147 101V102H146ZM159 101V102H158ZM162 101V102H161ZM189 101H190V103L192 102V104H193V106H194V108H193V106H192V104H190L189 103ZM204 101H205V103H204ZM19 102V103H18ZM32 104H34V105H32L33 107H35V109H33V113H34V119L32 118L33 116H32V112L30 113V112H28V109L30 108L31 110H32V107H28V105L29 106H31L30 104L31 103ZM158 102V103H157ZM189 104H188V103ZM202 102V103H201ZM207 102H209V103H207ZM213 102V101H212ZM13 103V104H12ZM200 103V106L198 105ZM204 103V105H206V104H211V105H209V107L208 106H206V107H208V109L210 108V106L212 107V109H211V112H209L208 111V109L206 110V107H204V105H202L201 106V104H203ZM23 106H22V105ZM141 104H144L143 105V108H142V105ZM172 104V105H171ZM195 104V105H194ZM7 105V106H6ZM21 105V106H20ZM24 105H26V107L24 106ZM103 105V104H102ZM136 105V106H135ZM145 105H146V108H145ZM167 105H169V107L167 106ZM177 105V106H176ZM191 105V106H190ZM197 105V106H196ZM13 106V107H12ZM15 106H16V108H15ZM38 106V107H37ZM106 105L104 104V107L103 106H101L102 108H100V109H103V110H105V114H103L102 115V113H104V111H102V110H100L99 111V117L98 118H100L101 116H103L102 117V119H100V120H98V122L99 123H103V126H102V124L101 125H99V127L101 128V131L102 130H104L105 132H106V134L104 133V135H105V137L107 138V136H108V139H109V136L111 137V134H113L112 133V129L114 128V126L113 125H115L116 126V123H115V121H114V118H113V111L114 112H116V110H113L112 111V108H110V107H105ZM141 106V107H140ZM167 106V107H166ZM171 106V107H170ZM214 106V105H213ZM6 107V109L5 110H2V109H4ZM136 107V108H137ZM155 107H156V112H153V111H155ZM172 107H174V108H172ZM188 109H187V108ZM199 107H201V109L199 108ZM21 108V109H20ZM25 108V109H24ZM28 108V109H27ZM106 108V109H105ZM123 108H122V110H123ZM131 108V109H130ZM133 108V109H132ZM149 108V110L150 109H153L151 112V114H150V112H148L147 111V113L145 112L147 109ZM158 108V109H157ZM159 108H161V109H159ZM170 108H172V109H169ZM176 108V109H175ZM180 108V109H179ZM194 109L195 111H197V112H199V110H201V112H203L202 110H206V111H204L205 113H204V115H200V117H202V116H204V118H205V120H206V122H205V120H203V118H200L199 117V113L198 114H196L197 112H194V110H193V112H194V114H196V115H193V117H192V111H191V109ZM203 108H205V109H203ZM8 109H10L9 110V112H12V113H9V114H7L6 112V110H8ZM13 109V110H12ZM17 110V112H16V110ZM108 109V110H107ZM109 109H111V110H109ZM143 109H146V110H143ZM162 109H163V112L164 111H166V113L164 114L163 112H161L162 111ZM164 109H166V110H164ZM185 109V110H184ZM187 109V110H186ZM197 109V110H196ZM209 109V110H210ZM12 110V111H11ZM25 112H24V111ZM38 110V109H37ZM41 110H39V111H41ZM167 110H169V114L171 115V116H176V117H172V119H171V117H169L170 115H168V116H166L167 115V113H168V111ZM178 110H179V117L177 116V114H178ZM184 110V111H183ZM189 110V111H188ZM4 111H5V113H4ZM13 111H14V113H13ZM18 111H19V113H18ZM41 111V112H42ZM109 111V112H108ZM110 111H112V112H110ZM143 111V112H142ZM177 112V114H176V112ZM183 111V112H182ZM187 111H188V113H187ZM191 111V112H190ZM41 112H39V113H41ZM102 112V113H101ZM157 112L159 113H161L160 114V116L158 117V115L159 114H157ZM173 112V113H172ZM180 112H182V113H180ZM209 112V113H208ZM15 113H17V114H15ZM131 113H133V112H131ZM136 113H133L134 115H136ZM146 113V115H144ZM149 113V114H148ZM157 114V117H156V115H153V114ZM185 113V114H184ZM188 115H187V114ZM6 114V115H5ZM11 114H13V116L14 117H12L11 116ZM115 114V113H114ZM137 114V115H138ZM172 114H174V115H172ZM184 114V115H183ZM8 115H9V117H8ZM17 115H19V116H17ZM22 115H24L25 117H22ZM105 115H106V117H105ZM110 115V116H109ZM182 115V116H181ZM185 115H187V116H185ZM190 115H191V117H190ZM198 115V116H197ZM142 116V117H143ZM153 116H155V117H153ZM184 116V117H183ZM196 118H195V117ZM7 117V118H6ZM19 118V120H18V118ZM23 118V119H21V118ZM27 117H28V121H27ZM29 117H31L32 119L30 120L29 119ZM163 117V118H162ZM178 117V118H177ZM184 119L185 118V121L182 119V118ZM188 117H190V119L188 118ZM200 118V120H198L199 118ZM2 118V119H1ZM4 118V119H3ZM12 118V119H11ZM156 118V119H155ZM166 118H164V120H166ZM170 118V119H169ZM175 118V119H174ZM177 118V119H176ZM7 119V120H6ZM150 119V120H151ZM161 119H159V120H161ZM179 119H181L183 122H179ZM187 119H188V123H186L187 122ZM194 120V121H190V120ZM8 120H10V122L12 123H9V121ZM23 120V121H22ZM34 120V121H33ZM173 120H175L176 122H177V120H178V123H176L175 122V124H173ZM209 120V121H208ZM2 121V122H1ZM7 121V122H6ZM31 121H32V123L33 124H31ZM107 121V122H106ZM196 121V122H195ZM202 121H204V122H202ZM5 122L7 123V124H5ZM21 122H22V124H21ZM24 122V123H23ZM27 122H29V123H27ZM104 122H105V124H104ZM201 124H200V123ZM9 123V124H8ZM27 125H30V126H27ZM112 123V124H111ZM179 123H180V125H179ZM4 124V125H3ZM25 124V125H24ZM185 124V125H184ZM189 124V125H188ZM109 125V126H108ZM111 125V126H110ZM24 126H26V127H24ZM107 126V127H106ZM186 126H188V127H186ZM191 126V127H190ZM21 127H22V129L24 130H26V131H24L25 132V134H24V132L23 131H21ZM104 127H106V128H104ZM28 128V129H27ZM30 128H32L34 131H35V133H34V131H32L33 132V134L35 135H33L34 136V139L36 140V144H34L35 142H34V140L31 142L30 140H31V138H33V137H31L30 135L32 134V132H31V134H30V131H29V134H28V131L27 130H29ZM20 131H21V133H20ZM41 131V130H40ZM107 131H109V132H107ZM38 134H37V133ZM43 133V132H42ZM19 134V135H18ZM21 134V135H20ZM22 134L24 135V136H26V137H31V138H26L25 139V137L23 136L22 137ZM37 135H41V137L43 136L44 138H42L43 140H41V138L38 136V137H36ZM47 136V137H46ZM23 139L22 141H20L21 140V138ZM17 138H19V139H17ZM40 140H38V139ZM28 139V140H27ZM19 140V141H18ZM24 140H25V143H24ZM26 140L27 141H30V142H26ZM37 141H39V142H37ZM42 141H44V142H42ZM18 142H22L23 144H21L20 145V143L18 144ZM29 143H31L30 145H29ZM43 143H44V145H43ZM35 146V147H31V146H33V145ZM19 145V146H18ZM23 145V146H22ZM25 145H27V146H25ZM9 146V147H8ZM14 146H16V148L14 147ZM29 146V147H28ZM39 146V145H38ZM50 146V144L48 145V147ZM18 147V148H17ZM19 147H20V149H19ZM27 147H28V149H27ZM46 147H47V145H46ZM11 148V149H10ZM15 148V149H14ZM24 148H25V150L27 149V151H31V150H34V151H36L35 152V155H34V151H32L33 152V154H31L32 152H30L29 151V153H28V155H27V151H26V153H25V150H24ZM30 148V149H29ZM34 148H36V149H34ZM39 148H41L40 146H39ZM18 149V150H17ZM22 149H23V152L24 153H22ZM41 149H43V148H41ZM4 150H8V151H5V152H7V154L6 153H4ZM10 150H12V151H10ZM14 150H15V152H14ZM20 151V152H19ZM11 152V153H10ZM14 154H13V153ZM20 153H21V155H20ZM36 153H37V155H36ZM130 153L131 152H128V153H125V154H123V153H120V155H119V158L120 159H123L124 157L123 156H125L126 158H127V155H129L130 156ZM18 154V155H17ZM127 154V155H126ZM12 155V156H11ZM27 155V156H26ZM16 158H15V157ZM20 156H22V157H19ZM26 156V157H25ZM35 156H37V157H35ZM7 158V159H4V158ZM8 157H9V159H8ZM29 157V158H28ZM30 157H32V158H30ZM35 157V158H34ZM12 158L14 159V160H12ZM18 158H19V162H17L18 161ZM22 158H24V159H22ZM25 158H27V159H25ZM37 158V159H36ZM143 158H145V156L143 157ZM11 159V160H10ZM28 159H29V161H28ZM125 159V158H124ZM28 162V166H27V162ZM33 160V161H32ZM34 160H35V162H34ZM7 161V162H6ZM9 161V162H8ZM12 161V162H11ZM14 161H16L15 163H14ZM22 161H25V163H23ZM22 163V166L20 165L21 163ZM31 162V163H30ZM4 163H6V165L4 164ZM19 165H18V164ZM10 166H9V165ZM15 164V165H14ZM16 164L18 165V166H16ZM26 164V165H25ZM32 164V165H31ZM23 165L24 166H26V168H30L29 169V171L30 170H33L32 172L30 171V173H28L29 171H27L28 169H24V171L25 172H23V170H22V167H23ZM31 165V166H30ZM2 166H3V168H2ZM5 166V167H4ZM16 166V167H15ZM21 166V167H20ZM32 166H33V168H32ZM36 167V169H35V167ZM6 167H8L7 169H6ZM12 167V170H8V169H10ZM14 167V168H13ZM17 167H19L18 169H17ZM38 167V168H37ZM21 168V172H19V169ZM24 168V167H23ZM17 169V170H16ZM4 170V171H3ZM3 171V172H2ZM6 171V172H5ZM9 171V173H7ZM19 172L20 174H22L23 176H25L24 178L22 177V175H18L17 174V172ZM14 173V174H13ZM24 173V174H23ZM25 173H27V174H29V175H27V174H25ZM33 174V176L34 177H31L32 176V174ZM18 176H20V177H18ZM10 175V176H9ZM15 175V176H14ZM9 176V177H8ZM29 176V177H28ZM22 177V178H21ZM17 178H18V180H17ZM19 178H21V180L22 181H20V179ZM28 178V179H27ZM30 178V179H29ZM33 180H32V179ZM23 179H26L25 181H23ZM29 180V182H27L26 184H25V182L26 181H28ZM30 180H31V182H30ZM18 182V184H16ZM23 183V184H22ZM11 184V185H10ZM15 184V185H14ZM19 185V186H18ZM27 185V186H26ZM8 186H10V189L9 188H7ZM22 186H23V188H22ZM26 186V187H25ZM11 187H13V189L14 190H16V191H14L13 189H11ZM17 187V188H16ZM20 187V188H19ZM9 189V190H8ZM12 190V191H11ZM23 191L24 190V192H22V194L20 193V191ZM17 192V193H16ZM9 193V194H8ZM14 195H13V194ZM16 193V194H15ZM20 193V194H19ZM27 193H29V194H27ZM18 194V195H17ZM33 194V193H32ZM12 195V196H11ZM14 196V197H13ZM23 197V198H22ZM264 193H263V195H262V197H261V199H262V202H263V200H264ZM10 198V199H11ZM20 198V199H19ZM16 207H17V205H16ZM263 208L261 209V211L263 210V215H264V203H263V206H262ZM177 230L179 229L178 227L176 228ZM184 229V228H183ZM179 230H181V229H179ZM185 230V229H184ZM184 230H181L180 231V233H182L183 234V232H184ZM186 231V230H185ZM62 234L64 233V232H61ZM66 233V232H65ZM65 233H64V235H65ZM185 233V232H184ZM66 234H68V233H66ZM185 235H186V233H185ZM66 236H72V234L70 235V234H68V235H66ZM73 237H74V239H75V241L76 240H80L81 241V239L78 237V236H76L75 237V235H73ZM185 237V236H184ZM76 238H78V239H76ZM187 238H188V236H187ZM187 238H185V239H187ZM74 241V242H75ZM83 241V240H82ZM85 241V240H84ZM77 243H78V241H76ZM76 242L74 243V245L76 244ZM79 244V243H78ZM78 244L75 246L76 248H77V250H76V248H74L73 249V246L71 245V251H73L74 253L76 252H79V253H77V255L79 256V257H81V258H83L85 261H83V259H78V261H77V258L75 257L76 255H74V259H72V260H74V261H70L71 263L72 262H74L75 264H77V262H80V261H83L84 263H89V264H91V263H93V264H103V263H101L100 261H102V260H98V257L96 258V256H92V253H96L93 249H90L91 247L87 244L86 246H87V248H88V246H89V251L87 250V249H83V247H82V249L78 246ZM80 246H82L81 244H80ZM78 248H79V250H84V253H88V252H90L91 253V258H92V260L90 259V256L88 257V255H90V253H86L87 254V258H88V260L85 258V256H86V254H85V256H80V254H82V252H80V251H78ZM84 248H86V247H84ZM87 250V251H86ZM92 250H93V252H92ZM263 251V252H262ZM73 252H71V255L73 254ZM75 253V254H76ZM154 253V252H153ZM153 253L152 254H149L147 257H145V260H148L149 262H146L147 264L149 263V264H151V262H152V264H156V263H158L159 261V259L158 258H155V260H154V256H151V255H153ZM185 253V252H184ZM183 253V255L182 254H180V256L179 255H170V254H164V253H154V254H157V255H155V256H158L159 258H162V256L166 259V257H169V258H167L168 260H165L164 258H162V260L160 261V262H163L164 263V261L166 262V263H168V261H169V263L168 264H177V262L179 263V264H182V262L183 261H186V259H187V261L185 262V263H183V264H186V263H191V261H190V258H189V256H187L188 254L187 253H185L184 254ZM261 257L260 256H258V258H256L257 256H255V257H252V258H250L251 260L249 261V263L248 264H264V249L262 250L261 249ZM97 254V253H96ZM159 254H160V256H159ZM165 256H164V255ZM166 255H169V256H166ZM181 255H182V257H181ZM185 255H186V257H188V258H186L185 257ZM97 256H99V254H97ZM176 256V257H175ZM54 258H56V256H53ZM72 257V256H71ZM78 257V258H79ZM101 257V256H100ZM171 257V258H170ZM175 257V258H174ZM184 257L186 258L185 260H184ZM148 258V259H147ZM149 258L150 259H152V260H149ZM261 258V259H260ZM58 259V258H57ZM71 259V258H70ZM97 259V260H96ZM99 259H101V258H99ZM164 259V260H163ZM181 259V260H180ZM54 260V259H53ZM172 260H175V262L174 261H172ZM181 261V263H180V261ZM21 261H23L24 262V260H21ZM21 261L19 262V264H21ZM59 261V260H58ZM76 261V262H75ZM153 261H154V263H153ZM157 261V262H156ZM22 262V263H23ZM26 262H27V264H30L29 263V261H26L25 260V264H26ZM70 262H66V263H69V264H71ZM95 262V263H94ZM99 262V263H98ZM103 262V261H102ZM56 263V262H55ZM60 264H61V262H59ZM84 263H81V264H84ZM86 263V264H87ZM146 263H144V264H146ZM166 263H164V264H166ZM24 264V263H23ZM78 264H80V263H78ZM159 264H161V263H159Z\"/></svg>", "mask_w": 264, "mask_h": 264}, {"label": "clouds", "instance_id": "clouds-1", "mask_svg": "<svg viewBox=\"0 0 264 264\" xmlns=\"http://www.w3.org/2000/svg\"><path fill=\"white\" fill-rule=\"evenodd\" d=\"M70 109L65 108L63 113L60 115H56L54 112H43L35 117V130H45L49 126H56L60 129L61 132L68 134L71 129L67 123V116L69 114Z\"/></svg>", "mask_w": 264, "mask_h": 264}]
</instances>
